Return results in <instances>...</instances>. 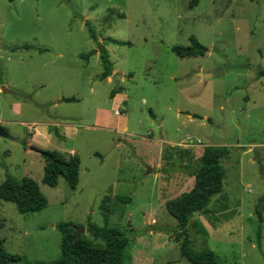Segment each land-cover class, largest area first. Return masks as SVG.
<instances>
[{
    "label": "rangeland",
    "instance_id": "374dc122",
    "mask_svg": "<svg viewBox=\"0 0 264 264\" xmlns=\"http://www.w3.org/2000/svg\"><path fill=\"white\" fill-rule=\"evenodd\" d=\"M190 3L0 0V118L12 137L0 136V186L8 175L30 177L48 199L47 208L27 214L0 202V238L20 256L15 264L57 260L62 222L99 246L105 241L87 232L90 222L123 231L131 256L124 264H192L181 256L183 237L166 203L192 189L194 168L164 160L169 145L196 157L205 146L230 151L224 192L210 214L192 216L194 250L210 248L221 264H264V222L259 241L256 215L264 196V0ZM91 30L109 50L117 82L101 79ZM192 37L203 54L178 55L174 47L192 45ZM114 91L125 115L112 110L109 127L100 126L98 110L111 108ZM62 96L77 101L54 102ZM44 120L57 123L50 143L26 128ZM68 122L76 129L64 134ZM31 147L77 150V188L63 177L55 188L45 185L47 160Z\"/></svg>",
    "mask_w": 264,
    "mask_h": 264
},
{
    "label": "trees",
    "instance_id": "16d2710c",
    "mask_svg": "<svg viewBox=\"0 0 264 264\" xmlns=\"http://www.w3.org/2000/svg\"><path fill=\"white\" fill-rule=\"evenodd\" d=\"M200 0H191L190 6L195 7ZM92 38L97 41L98 48L94 53L99 52L104 71L102 80H106L113 75L114 66L110 59V54L106 47L102 45L91 30ZM115 44H125L114 41ZM193 44L187 47L176 46L174 51L182 57H195L203 54L204 50L195 37H192ZM30 49V45L24 46ZM88 58L89 55H84ZM264 75V72L262 73ZM118 91L111 94L113 98ZM64 102L77 101L74 97H64ZM25 145H27L25 143ZM47 160L42 182L52 188L59 184V179L63 177L70 188L75 190L79 184V172L81 159L77 155H65L58 151H43ZM230 151L226 146H205L200 157H196L193 149H183L177 146H167L164 149L163 158L173 166L178 160L188 161L189 167L193 166L192 177L194 185L188 192L183 193L175 199L166 203L168 212L178 221L181 237L180 253L183 258L192 264H221L215 251L205 248L195 251L192 247L188 235V227L192 225L198 227V223H191L194 213L208 215L211 213L209 206L212 199L224 192V180L226 171L222 161L228 159ZM6 201L14 203L17 209L24 214L38 213L47 208L48 199L41 190L39 183L30 177L17 180L8 175L0 186V202ZM256 215L260 222L258 228V240L261 238L262 226L264 222V196L256 206ZM69 222H62L57 228L62 234L61 256L47 264H124L131 261V256L127 252L130 246V239L118 228L103 226L100 227L92 222L89 223L87 232L95 238L105 241V246L95 245L87 239L83 233L78 234L77 228ZM205 235L204 227L201 230ZM20 260L19 255H13L6 251L4 241L0 238V264H15Z\"/></svg>",
    "mask_w": 264,
    "mask_h": 264
},
{
    "label": "crops",
    "instance_id": "0c3cea01",
    "mask_svg": "<svg viewBox=\"0 0 264 264\" xmlns=\"http://www.w3.org/2000/svg\"><path fill=\"white\" fill-rule=\"evenodd\" d=\"M108 50V49H107ZM109 52V50H108ZM96 58L97 59H100V54L99 52H96L95 54ZM111 57V56H110ZM113 66H114V72H113V75H116V76H121L119 74V71L118 69L116 68L115 64L113 63ZM112 75V76H113ZM112 76L109 77L108 79H106L105 81H107L108 83H112ZM63 97H66V96H62L60 98H57V99H54V102H57V103H60L62 98ZM69 98V97H67ZM124 101V98L121 97L119 94H116L113 98H112V104H111V108H107V109H99L98 110V113H97V121H98V125L100 126H103V127H109L110 123H111V120H112V113L116 107H119V105L123 106L121 104V102ZM125 108V107H124ZM206 121V119H205ZM204 121V122H205ZM2 120L0 118V124L2 126ZM31 123H36L38 126H37V129H36V133L33 134L34 137H41V138H44L46 139V141L48 143H50V138H51V134L53 133V129L52 127L55 125L57 127V123L55 122H52V121H47V120H44V122H31ZM69 123V122H68ZM26 124V123H25ZM70 126H68V129L64 132V134H69L71 131H73L74 133V130L76 129V126L73 124V122L69 123ZM42 126L41 128H38ZM128 130L127 127L124 128V131ZM7 132V131H6ZM8 133V132H7ZM71 134V133H70ZM59 135V134H58ZM58 152H64V151H61V150H57ZM69 155H77L78 156V152L77 150L75 149H72L70 150L69 152H65Z\"/></svg>",
    "mask_w": 264,
    "mask_h": 264
},
{
    "label": "water",
    "instance_id": "95a60500",
    "mask_svg": "<svg viewBox=\"0 0 264 264\" xmlns=\"http://www.w3.org/2000/svg\"><path fill=\"white\" fill-rule=\"evenodd\" d=\"M112 80L117 82V78H116V75H113L112 76ZM201 121H205V119H201ZM0 136L4 137V138H10L12 139V137L6 132V130L0 125ZM32 150L36 151V152H39V153H44L43 151H40L34 147H31ZM156 171V167H151L149 168L148 172L151 173V172H154ZM77 232L78 234L82 233V232H85V229H79L77 228Z\"/></svg>",
    "mask_w": 264,
    "mask_h": 264
},
{
    "label": "built area",
    "instance_id": "2783aa9c",
    "mask_svg": "<svg viewBox=\"0 0 264 264\" xmlns=\"http://www.w3.org/2000/svg\"><path fill=\"white\" fill-rule=\"evenodd\" d=\"M114 115L115 116H124L125 115V108L123 106H119L117 108L114 109ZM37 124L36 125H32V126H26L27 131L29 134H35L36 133V129H37Z\"/></svg>",
    "mask_w": 264,
    "mask_h": 264
}]
</instances>
